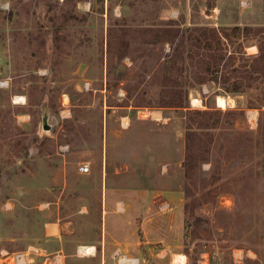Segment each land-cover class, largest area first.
Here are the masks:
<instances>
[{"label":"rangeland","instance_id":"obj_1","mask_svg":"<svg viewBox=\"0 0 264 264\" xmlns=\"http://www.w3.org/2000/svg\"><path fill=\"white\" fill-rule=\"evenodd\" d=\"M123 24L223 30L235 67L264 42V0H0V264L19 254L22 264H59L62 254L63 264H117L124 254L171 264L174 253L184 264H264V70L226 79L224 60L217 80L199 85L184 52L166 72L183 93L164 92L174 45L128 38L127 54L110 57L107 29ZM239 80L250 84L230 92ZM216 95L233 106L218 107ZM171 97L184 105L162 104ZM115 105L142 112L108 138L119 187L104 207L103 120ZM188 108L222 111L215 128L195 130L189 177ZM81 245L94 253L82 256Z\"/></svg>","mask_w":264,"mask_h":264},{"label":"trees","instance_id":"obj_2","mask_svg":"<svg viewBox=\"0 0 264 264\" xmlns=\"http://www.w3.org/2000/svg\"><path fill=\"white\" fill-rule=\"evenodd\" d=\"M46 9L49 10L48 5H46ZM232 29L236 32L243 31L236 26ZM247 29L248 28H246V30ZM148 34L152 37L149 39L142 37ZM137 37H141V40L147 43L157 42L161 39L162 41L168 40L174 45V57L168 61L170 66L164 65L163 67L164 71L162 74L163 82L161 83V91L174 93L175 95L183 93V85L179 83L176 78L168 76L166 72L169 68V70H172L177 64H183L186 57L184 52H187V57L190 60L189 66L193 68V81L195 84L199 85L206 83L209 80H217L219 69L221 65L224 64V60L225 62H228L226 65L230 66V73L227 75L226 79H229L231 76H247L248 74H252L257 70H264V42L260 41L257 44L258 52L256 55H254V57H244L246 59L251 58L250 63H246V61L244 64L240 63V65L233 67L234 60L237 58V51H230V54L225 59L226 47L224 44L228 38L227 33L215 27L207 26H198L184 29H180L178 27L148 29L144 26L141 27V29H138L133 25L128 26L123 24V27L119 26V28L115 31L109 27L106 32V51L109 53L110 57L116 56L117 59L120 60L128 52V38L134 39ZM101 40L103 41V39ZM113 43H117L118 46L113 47ZM184 43H186V46ZM244 84H250V82L243 83L241 80L234 81L232 83V87L228 90L230 92H239L242 90V86ZM189 85L193 87V85ZM187 93L188 90L185 91V94ZM187 101L185 102L186 104L188 103ZM162 104L179 108L184 105V102L182 98L171 97L168 101L162 102ZM164 105L159 104L158 106ZM187 111L185 126V158L182 161V166L184 168L185 175L189 177L188 174L194 165L193 146L194 138L197 136L195 130L203 127L215 128L217 126V121L213 116L216 114H221L222 111L219 108L206 110L188 108Z\"/></svg>","mask_w":264,"mask_h":264},{"label":"crops","instance_id":"obj_3","mask_svg":"<svg viewBox=\"0 0 264 264\" xmlns=\"http://www.w3.org/2000/svg\"><path fill=\"white\" fill-rule=\"evenodd\" d=\"M123 97H125V90L122 87H119L116 92V99L119 101V100H122ZM119 110L123 111L122 114L118 116L115 115L114 113H116L117 111L119 112ZM131 110H134L135 117L131 115L130 113ZM135 110L136 108L132 107L131 105H126V106L115 105V106H109V111L104 114V117H105L103 120V123H104L103 124V151L104 153L101 157L100 166H99L100 179L104 182V207L107 206V203L111 196L109 194V190L119 187L118 185H116L117 183L115 182L118 178L117 170L112 171L110 173L108 169V145H109L108 138L112 136V133H113L112 129H114L115 127L119 126L122 129H127L129 128L131 123L141 120L139 113L142 111L141 110L135 111ZM156 113L159 114L158 118H162L160 111ZM84 246L93 247L95 249L93 245H84ZM92 254L93 253H88V254L86 253V254H83L82 256H89ZM47 260L48 258H44L43 263L47 262ZM56 260L57 262H59V264H63L64 255L62 254V255L56 256ZM100 264H104L103 259L101 260Z\"/></svg>","mask_w":264,"mask_h":264},{"label":"bare ground","instance_id":"obj_4","mask_svg":"<svg viewBox=\"0 0 264 264\" xmlns=\"http://www.w3.org/2000/svg\"><path fill=\"white\" fill-rule=\"evenodd\" d=\"M15 102H23V97L15 96L13 99ZM190 103L192 106H200L201 100L198 97H192L190 99ZM215 103L218 107L226 108L227 106H233L234 99L231 96H225V95H216L215 97ZM79 251L83 253H94L93 247H87V246H79ZM78 250V249H77ZM78 251V252H79ZM80 253V252H79ZM185 261V255L181 253H174L171 257V264H184Z\"/></svg>","mask_w":264,"mask_h":264},{"label":"built area","instance_id":"obj_5","mask_svg":"<svg viewBox=\"0 0 264 264\" xmlns=\"http://www.w3.org/2000/svg\"><path fill=\"white\" fill-rule=\"evenodd\" d=\"M86 85H88V83H86ZM249 122H250V126L255 124L254 123L255 120L254 122L253 121H249ZM22 261L25 262L23 259V254L21 255L19 254V255H16L15 257L9 258L6 264H22ZM117 264H140V262L137 257H130L124 254L118 257Z\"/></svg>","mask_w":264,"mask_h":264},{"label":"water","instance_id":"obj_6","mask_svg":"<svg viewBox=\"0 0 264 264\" xmlns=\"http://www.w3.org/2000/svg\"><path fill=\"white\" fill-rule=\"evenodd\" d=\"M47 118H48V113L46 109H43L42 117H41V123H42V128L44 130H47L50 128V125L47 123Z\"/></svg>","mask_w":264,"mask_h":264}]
</instances>
